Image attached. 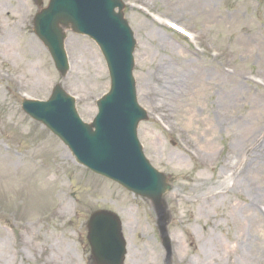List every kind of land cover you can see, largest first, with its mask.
Wrapping results in <instances>:
<instances>
[{
	"label": "rangeland",
	"instance_id": "374dc122",
	"mask_svg": "<svg viewBox=\"0 0 264 264\" xmlns=\"http://www.w3.org/2000/svg\"><path fill=\"white\" fill-rule=\"evenodd\" d=\"M122 1L148 115L137 137L171 182L160 224L172 254L148 199L76 163L21 110L59 83L91 122L109 87L98 46L66 30L61 76L33 32L48 0H0V264H94L86 221L96 209L119 215L124 264H264V0Z\"/></svg>",
	"mask_w": 264,
	"mask_h": 264
},
{
	"label": "water",
	"instance_id": "95a60500",
	"mask_svg": "<svg viewBox=\"0 0 264 264\" xmlns=\"http://www.w3.org/2000/svg\"><path fill=\"white\" fill-rule=\"evenodd\" d=\"M122 9L120 0H49L48 6L33 18L35 34L62 75L68 68L63 27L89 36L99 46L110 87L97 100L92 123L79 118L73 98L59 84L46 101L22 100V109L56 135L79 164L150 199L161 210L162 195L171 187L166 176L145 158L137 139V124L146 119V113L136 100L132 76L135 40ZM87 228L94 262L122 264L125 242L118 217L112 212L95 211L89 216ZM161 230L169 250L165 227Z\"/></svg>",
	"mask_w": 264,
	"mask_h": 264
},
{
	"label": "bare ground",
	"instance_id": "6f19581e",
	"mask_svg": "<svg viewBox=\"0 0 264 264\" xmlns=\"http://www.w3.org/2000/svg\"><path fill=\"white\" fill-rule=\"evenodd\" d=\"M34 43H35V42H34L33 40H30V41H29L30 48H31V45H34ZM37 45H38V44H37ZM223 69H224V68H223ZM203 86H204V87H207V89L210 88L208 85H203ZM194 94H195V95L198 94V87L194 90L193 95H194ZM193 98H194V96H193ZM225 167H226V168H229V167H230V164H229L228 162H226V163H225ZM192 264H195V263L192 262Z\"/></svg>",
	"mask_w": 264,
	"mask_h": 264
}]
</instances>
